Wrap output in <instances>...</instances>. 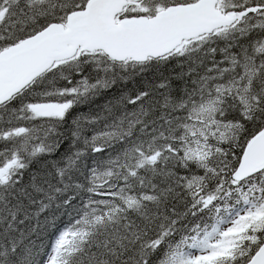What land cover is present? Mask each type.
<instances>
[{"label": "snow or ice", "instance_id": "6c2138e0", "mask_svg": "<svg viewBox=\"0 0 264 264\" xmlns=\"http://www.w3.org/2000/svg\"><path fill=\"white\" fill-rule=\"evenodd\" d=\"M0 264H264V0H0Z\"/></svg>", "mask_w": 264, "mask_h": 264}]
</instances>
